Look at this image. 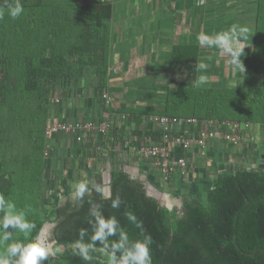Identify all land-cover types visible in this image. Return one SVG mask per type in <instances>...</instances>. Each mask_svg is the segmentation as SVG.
<instances>
[{"label":"trees","instance_id":"16d2710c","mask_svg":"<svg viewBox=\"0 0 264 264\" xmlns=\"http://www.w3.org/2000/svg\"><path fill=\"white\" fill-rule=\"evenodd\" d=\"M144 1L19 0L24 12L13 20L8 16L4 5L6 2L14 3L15 0H0V8H3L5 13L2 21L0 20V34L3 35H0V42L5 41V38L1 37L7 34L9 36L7 42L1 44L4 57L2 56L3 63L0 60V85L3 84L4 78H7L9 83L0 86V91L4 93L2 98H5L3 102H0V124L3 123L6 129L9 124L18 123L16 133L23 136L28 134L33 143L32 149L43 150L46 141H50L45 131L54 117L60 122L85 119L84 115L68 116L69 113H63L70 105H78L82 109V100L78 103V98L68 103H56L57 110H54L47 102H45L46 106L51 108L43 104V100L45 101L48 97L50 100L54 93L58 94L60 88L52 84L53 81L56 83V72H53L51 76H45L43 85H37L38 87L32 81V76L42 73L40 70L45 68L46 71L47 66L53 67L56 61L64 60L74 51H78L82 58L86 54L92 57L93 53L100 49L103 51L104 68L108 69L109 76L106 78L105 75H101L103 82L100 89L96 81L99 79L98 76L97 78L94 75L90 82L94 92L100 95L98 103L104 107L105 99L102 97L103 89L101 88L106 87L109 77L113 74L115 59L113 60L111 56L114 55L115 58L116 54L113 41L119 40L120 34L127 35L128 32L133 35V37L130 35L131 38H137L134 39L133 48L128 50L125 48L121 55V61L126 65L127 63L130 66L131 63L136 64L137 58L140 55L143 56V53L139 54L142 49L145 50L143 43L148 41V49L152 47V51L146 55H150L151 62L153 59L152 65L156 64L160 67L165 65L162 67L163 70L169 67V64L180 65L179 67L187 70H196L195 65L211 60L215 51L221 57L214 61L213 69L217 68L220 72L225 68L223 57L228 61L227 54L218 49L203 46L197 41L199 34L213 36L217 31L211 21L206 22L205 0L202 4L198 2L196 6H194L196 0H176V2L160 0L159 3L157 0L155 6L151 1L149 9L154 12L150 16L152 19L149 20L152 21L150 29H143L142 32L136 33L134 25L138 23L136 15L140 6L138 3L143 5ZM257 1L255 27L251 35L252 49L244 50L241 59L249 70L259 72L264 62V45H261L264 44V29L262 30L264 14L262 13L263 5L261 7L262 0ZM167 3L170 6V12L164 11ZM162 11L169 15L162 16ZM133 19H136L135 24H130ZM125 22H128V28ZM222 22L224 21L219 20L217 25L220 26ZM9 28L10 31H7ZM259 33L263 38H259ZM116 35L119 37L117 38ZM262 40L263 43L259 44ZM163 51L167 54H161ZM255 52H258L263 59L262 62L255 58ZM77 66L81 76L85 65ZM8 69L11 74L6 73ZM139 70L136 66L131 77L136 78L145 73L146 65L140 66ZM212 72V75H220V73ZM164 74L171 73L166 71ZM197 75L195 71V77ZM81 80L78 81L81 82ZM88 87L85 90L90 91L91 87ZM248 87L247 84H238L196 88L187 82H171L166 84L163 88L164 93L161 95L156 92L148 93L158 99L153 104H146L145 107L123 104L118 111L130 113L128 125H132L134 136L132 139L135 138L136 141L143 139L144 136H150L149 140L152 141L148 140L149 145L160 140L163 135V131L149 119L152 114L197 117L201 122L206 119L233 120L243 124L249 122L253 124L252 130L259 132L264 128V86ZM49 90L52 92L50 93ZM64 91V93L61 91V96L65 97L68 91ZM110 95L117 97L119 92L111 89ZM144 98L148 99L146 94ZM159 100L163 103L161 107L157 105ZM26 104L28 106L25 107ZM54 104L52 102V105ZM39 105L50 109L48 116L45 111H41L42 117L39 113L37 118L31 117L34 121L23 120L21 115L24 111L39 110ZM3 109H6L7 113L16 109L19 112L18 117L3 116ZM48 118H50L49 123H47ZM9 132L14 141V133L12 134L11 130ZM57 135L60 136L55 134L51 139L55 140ZM7 138L10 137L7 136ZM51 142L53 145V141ZM141 144L138 142L137 147H141ZM258 145L261 146L260 142ZM263 151L262 147L260 149L257 147L256 142L246 141L242 150L238 149L233 155L226 154L227 160L235 157L247 162L248 159L258 161ZM182 153V150H178V154ZM246 162L243 166L229 164L219 170L212 188L207 190L204 199L199 198L196 193H175L183 199L181 210L177 206L170 209L166 205H161L156 197L147 194V187L143 180L133 178L122 168L114 167L111 172L112 197H120V207L113 209L111 201L104 199L95 189L81 202L68 201L66 206L59 210L65 214L61 218L58 217L59 222L55 226L56 246L67 248L63 251L57 250L55 255L50 256L43 264H108V260L101 257L90 255L91 259L86 261L74 254L79 241L80 228L87 229L88 236L83 242L90 243L89 237L92 234V226L88 223L90 207H99L105 216H116L132 240L143 239L145 234H150L153 264H264V168L249 167ZM6 164L5 159H0V194L6 200H11L15 183L12 173L5 171ZM173 179L174 177L167 182ZM38 208L39 204L35 203L27 208L25 216L31 223H35V226L27 239L23 240L25 243L34 241L46 222L51 221V217L56 216L58 212L53 209L50 214L42 215ZM126 211H132L143 222L144 232L127 220ZM3 215L4 213L0 212V219ZM9 231L12 232L11 239L6 243L18 242L17 239L22 238L23 233L17 235V232L11 228ZM2 232L3 229L0 228V233ZM116 239L118 236L110 238V240ZM5 247L0 250V253L4 252ZM100 247L97 242L94 249L100 250Z\"/></svg>","mask_w":264,"mask_h":264},{"label":"rangeland","instance_id":"374dc122","mask_svg":"<svg viewBox=\"0 0 264 264\" xmlns=\"http://www.w3.org/2000/svg\"><path fill=\"white\" fill-rule=\"evenodd\" d=\"M175 2H176V0H175ZM205 2H206L205 3L206 22L211 21L212 26L215 28V31L217 30L216 34L226 31L232 24H239L242 26H247L250 29V35L246 41L242 42V44H246L244 47V50L252 49L251 44H253L252 43L253 37L251 36V34H253L252 32L254 31V27H255L254 25H255L256 11H257L256 6L258 5L257 4L258 1L257 0H205ZM138 4H140V3H138ZM197 4H198V0L194 1V6H196ZM262 5H263V7H262ZM261 7H262V13L264 14V0H262ZM164 8H165L164 11L170 12V6L168 3L166 4V6ZM137 10H138V12L136 13V15L138 17V19H137L138 23H136L134 25V27H135L134 29H135L136 33H139V32H142L143 29H145V30L150 29L152 21H149V20L152 19L150 16L152 15V12H154V11L150 10L148 7L145 8L143 5L138 6ZM164 11H162V16H168L169 14H166V12L164 13ZM156 18H157V14H156ZM219 20L224 21V22H222L223 24H220V26L217 25ZM140 21H141V24H139ZM184 21L185 20H183V22ZM125 23H127L126 28H128V25H129L128 22H125ZM263 29H264V25H262V30ZM262 30H261V32H262ZM7 31H10V28ZM7 35L5 37H1L2 39L5 38L4 40L6 42L9 39V36H7ZM125 35H123V38H126ZM1 36H3V35H1ZM123 38L121 40L114 39V41H113L114 45H115L114 49L116 52H120V53L122 52L123 45L125 44V41ZM259 38H263L261 33H259ZM5 41L3 43L0 42V60L2 63H3L2 56L4 57V53H3L4 50H3V47L1 44H4ZM261 43H263V40L261 42H259V44H261ZM261 45H264V44H261ZM144 48H145V50H143V49L142 50L145 53H143L142 57L140 55L137 58V64L146 65V72L142 73L140 75L141 77H139V80H135L134 84L131 86L132 94H131V96H129L130 99L134 98L133 97L134 93L143 94L142 90H144L145 91L144 93H146V94H148L149 92L150 93L156 92V94L161 95L162 93H164L163 88L166 86V84H168V83L171 84V82L172 83L173 82H175V83L187 82L188 84H193L194 80L196 79V77H195V71L196 70H194V69L193 70H187L183 67H179L180 65H176V64H172V65L169 64V67H165V70H163L162 67L165 65H163L161 67L159 65H156V64L152 65L153 59L151 62L150 55L149 54L146 55V53H149L150 51H152V47L150 49H148L147 44H144ZM259 48H260V46H259ZM9 49H10V47H9ZM214 53H213L214 55H213L211 60L203 61V63L207 64L208 67L206 70L202 71L201 73H198V75L204 74V75H207L209 78L210 75L213 74L212 71L215 72L214 74H217V73H220V75L222 74L221 76H224V74L225 75L230 74L229 71H231V69H230L231 65L228 63L226 58H224L223 56L222 57H223V62H224L225 68L223 70H221L220 72H218L217 68H215V70L213 69L214 61L221 57V55L219 56V53L217 51H215ZM93 54L94 55H92V57L89 54H86L82 58L81 56H79L78 51H74V52L68 54L64 60L58 59L60 61H56L57 63L54 64L53 67L47 66L46 71L44 68V69L40 70L42 73L32 76V81L35 83L36 86L37 85L39 86V85H43L42 82H43V78H45V76H51L53 72H56V74H55L56 78L55 79H57V80H55L56 83L53 81L52 84H54V86H56L57 88H60V89H58L59 90L58 94L54 93L55 95H53L50 98V100H49V97L45 101L43 100V104L45 106H46L45 102H47L50 106L53 107L54 110H57L58 106L56 104V100H57V98L59 100H61L60 96L62 95V93L65 92L64 90L68 91V94L64 97V98H66V99H64V102L68 103V101H71L72 99L76 100L75 90H76V88L77 89L80 88L79 87L80 83H78V80L79 79L81 80L82 78H84L85 80L88 81V79L89 80H91V78L93 79L94 75L96 77L98 76L99 79L96 81H97V85L99 86V89H100V86H102L101 82H103L102 76L105 75L106 78L109 76L108 75V69L104 68L103 51L100 49V50L96 51V53H93ZM161 54L166 55L167 52L163 51V52H161ZM111 57L113 58V60L115 59L114 55H112ZM255 58L257 60H261V62L263 61V59L258 55V52H255ZM78 64L85 65L84 72L83 71L81 72V76H79L80 72H79V66H77ZM125 67H126V63L123 62L122 68H120V69L122 71H124L123 68H125ZM211 68H212V71H211ZM224 70H225V73H223ZM245 70L249 71L251 78L248 77L247 80L244 79V81H242V83L249 85L248 88H260L261 86H264V78H263L264 62H263L262 68H261V70H259V72L253 71L252 69L249 70L247 67H245ZM70 71H71V73H70ZM166 71L171 73V74L165 75L164 72H166ZM6 73L11 74L9 69H8V71L6 70ZM238 73H239L238 71L236 73H234V71H233L232 77H236ZM124 74H122V76H121L122 81L119 84H123V85L120 87H117V85L114 83L112 77H109V81L106 84V87L101 88V89H103L102 94L107 93L110 96L109 90H111V89L117 90V88L118 89L119 88H121V89L130 88L129 82H128L129 81L128 76L125 74V77H124ZM220 75H218V76L220 77ZM6 79L7 78H4V80H3L4 82L0 86H5V84H7L8 80H6ZM84 84H86V83H84ZM224 84H226V86L227 85L228 86H235L233 84H239V83L228 84V80L225 79V82H223V85ZM203 86H205V87L219 86V81H217V80L210 81L209 80V82ZM5 90H6V88L4 87V91ZM79 90L81 91V93L83 92V90H81V88ZM49 91H50V93L52 92V90H49ZM61 91H62V93H61ZM90 92H91V90L89 91L88 89H86L85 94L82 93V96H83L82 99L84 98V96H85L84 99H86L85 105H84L85 107H87L88 104L91 102L93 104L94 100H91V98H93L94 96L89 97ZM0 95H1L0 102H3L5 100V98L4 97L2 98V96H4V93L2 90L0 91ZM97 96H99V94ZM97 96H95V97H97ZM117 98L112 99V97L110 96V98H109L110 102L108 105L105 102L104 109H106L107 106H109L110 110H111V108H115V109L117 108L118 109V107H121L120 105L121 104L123 105V103ZM148 98H150L151 102L153 100L154 101L158 100L153 95H149ZM125 101H128V98L125 99ZM27 102H29V101H27ZM52 102H54L55 104L52 105ZM21 104H22V99H21ZM151 104H153V102ZM157 105H158V107H161L163 105L161 100L158 101ZM26 106H28V104H26L25 107ZM39 106H40L39 110L33 109L32 111H29V110L24 111L23 114L21 115V117H23V120L27 119V121H34V120H32L31 117L37 118L39 113H40L39 116L42 117L43 113L41 111H45L47 116H48V113L50 111L49 108H51V107L46 106V107H49L46 109L45 106H42V105H39ZM145 106H146V104L144 105V107ZM104 109H103V111H104ZM18 114H19V112H17L16 109L13 112H9V113H7L6 109H3V116L18 117ZM79 115L81 117V114H78V116ZM48 120H47V123L50 122V118H48ZM17 124L18 123L9 124V127L6 129H5V125H3V123L0 124V159H5L7 161V164L5 166V171L12 173V177H13V180L15 183L14 191H13L14 193L12 196L13 199H11L9 201L13 202L16 205L17 211H23L25 213V215L27 212V208H29L33 203H35L36 205L39 204L38 209L42 213V215L50 214L51 210H53V209L58 210L56 216L53 215L51 217V221L46 222V224L43 226V228H42L43 234L40 235L42 232V229H41L39 234L35 237V240L37 238H39V239L47 242L50 238L51 242H52L53 249L56 251L57 250L63 251L67 247L56 246V243H54L55 242V226L59 222L57 220L58 217L61 218L65 214V212L59 211V210L62 207L66 206L68 201H70V200L74 201V199L72 197V191H73L72 185L75 183H78V180H79V178L77 179V177H78L77 176V174H78L77 173L78 163H76V167L73 169L74 172L72 170H67L65 168V163H66L65 160L67 158L65 157V160H64L63 155L61 153H62V147H65L67 145V142L63 143V141H61V140H60V143H62V145H60L61 147H59L57 145L58 142H56V140L50 138L49 142L46 141L43 150L32 149L33 143H32L31 137H29L28 134L23 136L22 134L19 135L16 133L18 131L17 130ZM9 130H11L12 134L14 133L13 134L14 141H13V137L10 136L11 134H10ZM32 133H34V131ZM45 135L47 137L46 131H45ZM7 136L10 138H7ZM57 137H59V136L57 135ZM67 138L68 137H64V135L60 134V139H66L67 140ZM51 141H53V145H52ZM94 142L91 143V146L89 145V148L86 149L88 156H89V152L92 151L93 147L95 146ZM259 142L260 143L264 142V128H262L261 131H259L257 133L256 143L259 144ZM243 145L244 144H242L238 147L227 146L225 148V152L233 155L238 149L242 150ZM260 145H262V144H260ZM55 148L58 149V153L61 154V158L58 159L59 160L58 162H57V160L55 162V160H53V157H52L53 151L55 150ZM96 150H97V148H95V151ZM36 153H38V154H36ZM245 162L242 158L232 157V159H231V157H230V160H227V159L225 160V159L220 158V159L216 160L215 171L213 170L212 173H215L216 171L223 169L224 166L226 167L229 164H234L235 166H243V164H245ZM246 163H247V166H249V167L259 165L258 161H254L251 159H248V161ZM213 177L214 176H212V178ZM192 178H194L193 180H196L195 177H192ZM190 182L194 183V181H192V180ZM70 184H71V186H70ZM106 188H107V186H106ZM22 196H24V197L21 198ZM19 198H21V199H19ZM202 199H204V198H202ZM182 201H183L182 197H179V196H175L172 199V202L175 204L174 207H176V206L181 207L180 203ZM165 202L167 204L171 203V201L169 202L168 200H165ZM171 205H172V203H171ZM174 207L172 206V208H174ZM26 219L28 220L27 217H26ZM33 224L35 226V223H33ZM16 232H17V235H20V233H21L18 230H16ZM28 235L26 236L23 233L22 238L17 239V240H19L18 242L25 243L23 240H26ZM5 245H1L0 250L3 247H5ZM1 253H3V251ZM89 255H92L94 257H99V258L101 257L104 260H108V256L104 252H101L98 249L90 250Z\"/></svg>","mask_w":264,"mask_h":264},{"label":"crops","instance_id":"0c3cea01","mask_svg":"<svg viewBox=\"0 0 264 264\" xmlns=\"http://www.w3.org/2000/svg\"><path fill=\"white\" fill-rule=\"evenodd\" d=\"M151 1L157 3V0H145L143 6L150 7ZM160 0L158 1V3ZM169 3V2H168ZM141 5V4H139ZM152 6V7H153ZM153 14V13H152ZM138 19V17H137ZM136 19H133L130 24H135ZM123 35L125 34H120L119 40L123 38ZM133 37L132 34L126 35V38H123L125 41V44L123 45V50L122 52H116L115 56V62H114V69H113V74H112V79L114 83L117 85V87L122 86L123 84L121 83V76L122 74H126L129 79V87L130 88H117V91L119 92V95L117 97H112V99H119L123 104H128V105H137V106H144L145 104H151L152 102L154 103L155 101L153 100L151 102L150 98L147 100L144 98V93L143 94H136L134 93L132 99L129 98L131 96L132 91H131V86L134 84L135 80H139V77L132 78V71L134 68L139 70L140 66H144L137 64L127 63L126 67L123 68L124 71H122L120 68H122L123 62L121 61V55L124 51L125 48L127 50L129 48H133L135 45L134 39L136 38H131ZM119 36L116 35L118 38ZM148 42V41H147ZM147 42L143 43L147 44ZM148 47V46H147ZM122 49V48H121ZM145 53L143 51L139 52V54ZM231 71L230 74L222 76L221 78L217 75H210L209 80L210 81H215L220 78L219 85H223V82H225V79L228 80V84H233V83H239L241 85H244L245 83H242L244 79L251 78L249 71L244 70L242 73H238L236 77H232L233 74V69L230 66ZM141 71V70H139ZM237 72V71H236ZM234 72V73H236ZM225 73V70L223 71ZM124 74V77H125ZM226 76V77H225ZM237 80V81H236ZM91 80L88 79L81 80L80 83V88H82L83 92L85 94V88H89L88 86L91 87V92L89 94V97H95L97 96V92L92 89V82ZM86 83V84H84ZM226 85V84H224ZM233 85H238V84H233ZM249 86V85H248ZM67 88V87H66ZM77 90V91H76ZM75 93H76V99L78 98V103L82 100V109H80L77 106L70 105L69 108L63 112L68 114V116H78V114L85 115L86 119L93 118V119H98L102 116L103 109L104 107L98 103L100 99V95L97 97L91 98L93 101L88 104L87 107L83 106L85 105L86 99L85 96L82 99V93L79 89L76 88ZM89 90V89H88ZM129 90V91H128ZM127 92V93H126ZM110 93V90H109ZM147 97H149L148 94H146ZM88 97V98H89ZM128 98V101H125V99ZM61 101L60 103L64 102V96H60ZM84 100V101H83ZM84 103V104H83ZM122 105V104H121ZM120 105V106H121ZM72 106V107H71ZM78 107V108H77ZM119 108V107H118ZM113 110V111H112ZM111 111L114 113V118H113V123H112V131L111 134L103 137L102 135L100 136H87L82 143L76 142L74 140V137L69 136L67 134H62L64 137H68L66 139H60L59 137H56L55 140L57 145L61 147L62 143H60V140L63 141V143L67 142V145L65 147H62V155L63 159L65 160V157L67 158L65 160V168L67 170H72L76 167V163H78L77 166V179L79 178L78 182H84L90 189L91 193L94 189H96L98 186L101 188H109L111 189V172L114 167L122 168L126 172H128L133 178H139L144 181L146 185L152 186L153 188L160 190L162 192V199L163 200H168L169 202L171 201L172 206L174 207V203L172 202V199L176 196L175 193H196V195L199 198H203L205 196V193L207 192L208 189L212 188L213 186V181L216 177V174L218 171L215 173H212V171H215V165H216V160L218 159H227V154L225 152V148L227 145L223 143H212L210 144V148L208 151L207 156L201 157L198 156L196 153L193 154L192 156L190 155V167H189V172L186 175H181L180 173L174 176V179L171 180V182H165L161 178L160 172L155 168L154 163L152 160L149 158H146L142 156L138 151H134L133 148L139 149L137 147L138 142L143 144H147L150 140L149 137L144 136L143 139H138L135 141V138L132 139L133 136V131L131 126L128 125V121L130 120V113H123L118 111L116 108H111ZM60 112V110H59ZM125 115L122 116V115ZM54 119H57L54 117ZM146 120V119H145ZM252 129V127H251ZM261 131V130H260ZM251 133L254 135L255 140L254 143L257 140V133L255 129L251 130ZM246 135V133H245ZM62 138V137H61ZM149 140V141H148ZM95 141V142H94ZM152 141V140H151ZM95 144L93 147V150L88 153L86 152V149L89 148V145L91 146V143ZM258 144V143H257ZM261 146L257 145V147L260 149L261 147L264 149V142H261ZM95 148L97 150L95 151ZM264 152V151H263ZM61 154L58 153V149L55 148L53 151V160H57L61 158ZM96 158V159H95ZM63 160V161H64ZM54 162V161H53ZM74 172V171H73ZM212 176H214L212 178ZM195 177L196 180H193ZM75 179V178H74ZM76 179V180H77ZM194 181V183H191L190 181ZM71 186V184H70ZM112 192V190H111ZM202 196V197H201ZM180 197V196H179ZM182 203V202H181ZM180 203V204H181Z\"/></svg>","mask_w":264,"mask_h":264},{"label":"clouds","instance_id":"9594fccd","mask_svg":"<svg viewBox=\"0 0 264 264\" xmlns=\"http://www.w3.org/2000/svg\"><path fill=\"white\" fill-rule=\"evenodd\" d=\"M198 2L202 4L203 0H198ZM4 7L7 9L8 16L13 20L20 17L24 12L19 0H15L14 3L6 2ZM4 14L3 8H0V19L3 18ZM249 35L250 29L247 26L232 24L226 31L213 36L199 34L197 41L203 46L215 48L227 54L228 63L232 66L233 71L242 73L245 67L241 57L244 55L246 44L241 42L246 41ZM207 67L208 65L203 62L195 65L197 73H201ZM208 82V76L200 74L194 80L193 87L199 88ZM72 189V197L76 202L83 201L90 192L84 182L73 184ZM95 190L104 199L111 201L113 209L120 207L121 199L119 196L112 197L110 187L101 188L98 186ZM0 212L4 213L2 219H0V228L3 229V232L0 233V245L6 244L4 252L0 253V264H43L50 256L55 255L56 250L53 249L50 238L47 242L37 238L29 243H6L11 239L12 232L9 231L10 228L27 236L34 224L26 219L23 211H17L16 205L6 200L2 194H0ZM89 216L88 223L92 226V234L89 237L90 243L85 244L83 242L84 238L88 236V231L80 228L78 230L79 241L74 249V254L86 261L90 260L89 252L94 250V246L99 242L100 251L108 256V264H153L150 252L152 243L150 234H145L143 239H130L117 217L114 215L105 216L99 207H90ZM125 216L129 222L135 224L142 232L145 231L143 222L137 218L135 213L126 211ZM116 236H118V239L110 240L111 237Z\"/></svg>","mask_w":264,"mask_h":264},{"label":"built area","instance_id":"2783aa9c","mask_svg":"<svg viewBox=\"0 0 264 264\" xmlns=\"http://www.w3.org/2000/svg\"><path fill=\"white\" fill-rule=\"evenodd\" d=\"M102 97L108 105L109 94L104 93ZM60 101L57 98L56 103ZM122 116L125 117L124 114ZM113 118L114 113L107 106L98 119L85 118L64 122L53 119L47 127L46 134L49 138L55 134H67L74 137L76 142L82 143L87 136L106 137L110 135ZM149 119L163 131L161 139L150 145L144 144L139 149L133 148V150L152 159L165 182L176 174L186 175L189 172L190 155L196 153L201 157L207 156L212 143L238 147L246 141L255 140L254 135L249 133L253 125L249 122L243 124L239 121L220 119H206L201 122L197 117L161 114H152ZM178 150H182L183 153L178 154Z\"/></svg>","mask_w":264,"mask_h":264},{"label":"water","instance_id":"95a60500","mask_svg":"<svg viewBox=\"0 0 264 264\" xmlns=\"http://www.w3.org/2000/svg\"><path fill=\"white\" fill-rule=\"evenodd\" d=\"M258 163H259V167L260 168H264V153L261 154V156H260V158L258 160ZM146 187H147V194L148 195L156 197L160 201L161 205H166L168 208L172 209L171 203H169L170 204L169 205V204H167L165 202V200L162 199V192L160 190H157V189H155V188H153L152 186H149V185H146ZM56 242L57 241L55 240L54 243H56Z\"/></svg>","mask_w":264,"mask_h":264},{"label":"flooded vegetation","instance_id":"af4514ba","mask_svg":"<svg viewBox=\"0 0 264 264\" xmlns=\"http://www.w3.org/2000/svg\"><path fill=\"white\" fill-rule=\"evenodd\" d=\"M174 205H175V204H174ZM182 206H183V201H182V203H181V207L179 206L178 208L181 210Z\"/></svg>","mask_w":264,"mask_h":264},{"label":"bare ground","instance_id":"6f19581e","mask_svg":"<svg viewBox=\"0 0 264 264\" xmlns=\"http://www.w3.org/2000/svg\"><path fill=\"white\" fill-rule=\"evenodd\" d=\"M151 160V159H150ZM43 234V229H42V232H41V234L40 235H42ZM41 237V236H40ZM42 238V237H41Z\"/></svg>","mask_w":264,"mask_h":264}]
</instances>
